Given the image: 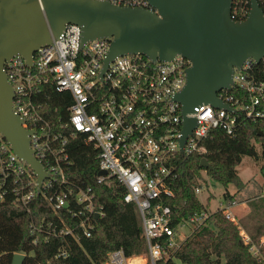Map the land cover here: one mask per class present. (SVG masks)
Returning <instances> with one entry per match:
<instances>
[{
	"label": "built area",
	"instance_id": "2783aa9c",
	"mask_svg": "<svg viewBox=\"0 0 264 264\" xmlns=\"http://www.w3.org/2000/svg\"><path fill=\"white\" fill-rule=\"evenodd\" d=\"M109 1L152 9L147 0ZM248 13L244 6L232 8L235 20L246 19ZM110 45L109 38L83 42L81 26L69 23L59 36H53L51 44L35 51L32 65L20 54L5 62L15 91L13 109L23 119V127L33 131L31 147L48 177L39 188L35 171L1 134L0 202L31 214L34 208L45 205L64 223L61 228L52 227L48 216L42 214L38 225L31 215L32 233L51 226L52 230H45L49 235H73L74 229L62 215L65 211L71 218H79V227L91 235L95 220L104 216L103 205L98 203L92 186L69 176V136L65 134L69 127L72 136L84 135L85 141L99 150V171L106 170V174L98 171L97 183L118 184L124 189V202L136 205L148 257L151 264H158L185 240L178 239L181 224L192 227L187 238L195 229L206 226L212 214L205 208L174 224V209L167 201L176 197L172 183L179 176L180 158L206 152L204 142L215 129L233 135L246 120L264 124V58L260 63L247 58L241 68L235 69L232 89L219 92L231 109L203 103L187 114L197 119V125L183 144L185 119L176 96L186 84L191 61L182 54L171 60L124 54L105 67ZM46 86L71 94L73 102L67 107L65 123L57 115V108L51 109L40 99ZM200 190V186L196 188L197 193ZM235 204L222 203L218 210L238 225L244 243L264 264V236L253 240L240 224ZM37 241L38 237L34 239ZM68 254L63 247L57 256ZM127 259L123 250H114L102 264H129Z\"/></svg>",
	"mask_w": 264,
	"mask_h": 264
},
{
	"label": "water",
	"instance_id": "95a60500",
	"mask_svg": "<svg viewBox=\"0 0 264 264\" xmlns=\"http://www.w3.org/2000/svg\"><path fill=\"white\" fill-rule=\"evenodd\" d=\"M147 1L152 9L109 0H0V133L35 171L39 188L48 173L31 147L33 131L23 127L13 109L15 91L4 64L20 54L32 65L35 51L51 44L67 24L81 26L83 42L111 40L105 67L124 54H144L153 60L182 54L191 61L186 84L176 96L185 119L183 144L197 125V119L187 114L203 103L231 109L219 92L232 89L235 69L247 58L257 63L264 58V9L259 0H250L244 20L232 18L234 0ZM200 166L211 165L203 157ZM25 258V253L17 252L12 264H23Z\"/></svg>",
	"mask_w": 264,
	"mask_h": 264
},
{
	"label": "trees",
	"instance_id": "16d2710c",
	"mask_svg": "<svg viewBox=\"0 0 264 264\" xmlns=\"http://www.w3.org/2000/svg\"><path fill=\"white\" fill-rule=\"evenodd\" d=\"M259 2L264 9V0ZM236 5L244 6L249 11L250 0H234L233 8ZM40 99L51 109L57 108L62 123L68 120L67 107L73 102L69 92L46 86ZM65 134L69 136L66 145L71 159L69 176L82 185L93 187L98 203L103 205L104 216L95 220L91 235L87 236L79 227L80 219L71 218L63 211L62 215L74 229V234L54 236L45 230L61 228L64 223L47 206L34 208L31 214L22 207L0 202V264H12L16 252L26 254L23 264H102L114 250H123L127 257L148 252L147 242L142 235V219L135 204L124 202L123 187L96 181L99 150L86 142L84 135L72 136L69 127ZM204 143L206 152L180 158L179 176L172 183L176 197L167 201L174 209V224L206 208L196 192L204 170L226 188L233 184L241 191L246 184L237 167L244 156L262 158L264 169V124L246 120L233 135L215 129ZM258 144L261 150L257 148ZM203 157L207 158L210 167L200 166ZM225 196L226 203L235 202V195L228 190ZM42 214L48 216L53 226H44L43 230L32 233L31 215L39 225ZM207 222L206 226L195 229L177 249H170V257L161 259L158 264H222L223 260L225 264H261L250 252L249 245L244 243L238 225L228 219L222 210L212 212ZM36 237L38 241L34 242ZM251 237L257 241L260 236L252 233ZM63 247L69 254L58 257V251Z\"/></svg>",
	"mask_w": 264,
	"mask_h": 264
},
{
	"label": "rangeland",
	"instance_id": "374dc122",
	"mask_svg": "<svg viewBox=\"0 0 264 264\" xmlns=\"http://www.w3.org/2000/svg\"><path fill=\"white\" fill-rule=\"evenodd\" d=\"M1 136V133H0ZM257 148L261 150L260 144ZM262 158L256 159L252 156H244L237 169L240 177L245 181V187L238 191V188L231 184L226 188L221 182L215 180L204 170L200 179V192L198 196L205 204L206 210L214 212L226 202V191L235 195V210L240 224L251 235L255 233L258 237L264 236V169ZM222 202V203H221ZM192 227L183 223L178 227L180 232L179 241L185 239ZM148 252L136 256L134 262L129 264H151ZM225 261L223 260V263Z\"/></svg>",
	"mask_w": 264,
	"mask_h": 264
},
{
	"label": "crops",
	"instance_id": "0c3cea01",
	"mask_svg": "<svg viewBox=\"0 0 264 264\" xmlns=\"http://www.w3.org/2000/svg\"><path fill=\"white\" fill-rule=\"evenodd\" d=\"M136 256H139V255H134V256L128 257V259H127L128 263L134 262V260L136 259Z\"/></svg>",
	"mask_w": 264,
	"mask_h": 264
}]
</instances>
